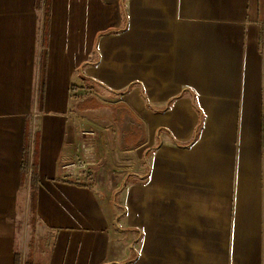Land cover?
<instances>
[{"label":"crops","instance_id":"obj_1","mask_svg":"<svg viewBox=\"0 0 264 264\" xmlns=\"http://www.w3.org/2000/svg\"><path fill=\"white\" fill-rule=\"evenodd\" d=\"M42 11L0 0V264H264V0Z\"/></svg>","mask_w":264,"mask_h":264},{"label":"trees","instance_id":"obj_2","mask_svg":"<svg viewBox=\"0 0 264 264\" xmlns=\"http://www.w3.org/2000/svg\"><path fill=\"white\" fill-rule=\"evenodd\" d=\"M42 1L43 0H36V8L41 10L42 9ZM50 7H51V0H47L46 2V8H45V13H46V20H45V31H44V45L46 46L48 43V20H49V15H50ZM30 125L28 124L27 129H26V142H25V150H24V155H23V168H22V175H24V179L27 176V172L29 170V148H28V141L30 137ZM39 135L36 138L35 142V147H36V152H35V159L34 163L31 166L32 169V178H31V188L33 189V198L35 199L37 187L39 185V176L37 174L38 171V154H39ZM19 262V256L16 259V264Z\"/></svg>","mask_w":264,"mask_h":264},{"label":"rangeland","instance_id":"obj_3","mask_svg":"<svg viewBox=\"0 0 264 264\" xmlns=\"http://www.w3.org/2000/svg\"><path fill=\"white\" fill-rule=\"evenodd\" d=\"M46 2H47V0H43L42 1V6L41 7H42V10H43L42 11L43 13L45 12ZM263 43H264V36H263ZM33 132H34V128H33V124H31V126H30V132H29V134H30L29 141L34 136V133ZM32 201H33L32 202V205L28 209L20 208L19 211H18V213H19L18 214L19 215V229H21L22 232L24 230H28L29 229L28 226L30 224H34V222H35L33 193H32ZM25 247H26V245H25Z\"/></svg>","mask_w":264,"mask_h":264},{"label":"built area","instance_id":"obj_4","mask_svg":"<svg viewBox=\"0 0 264 264\" xmlns=\"http://www.w3.org/2000/svg\"><path fill=\"white\" fill-rule=\"evenodd\" d=\"M70 92H72V96H77L79 93H78V91L75 89V88H71V91ZM92 93V91H90V92H87V93H84V94H82L83 96L85 95H90ZM263 123H264V121H263ZM263 137H264V127H263Z\"/></svg>","mask_w":264,"mask_h":264}]
</instances>
